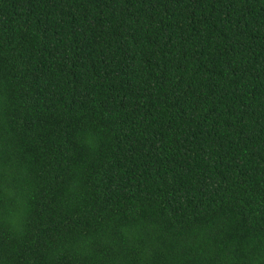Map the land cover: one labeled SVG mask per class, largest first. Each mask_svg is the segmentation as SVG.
Listing matches in <instances>:
<instances>
[{
  "label": "trees",
  "instance_id": "obj_1",
  "mask_svg": "<svg viewBox=\"0 0 264 264\" xmlns=\"http://www.w3.org/2000/svg\"><path fill=\"white\" fill-rule=\"evenodd\" d=\"M5 187L0 264H264V0H0Z\"/></svg>",
  "mask_w": 264,
  "mask_h": 264
},
{
  "label": "clouds",
  "instance_id": "obj_2",
  "mask_svg": "<svg viewBox=\"0 0 264 264\" xmlns=\"http://www.w3.org/2000/svg\"><path fill=\"white\" fill-rule=\"evenodd\" d=\"M0 195L12 202V207L8 209L4 217V223L7 226L9 239H15L22 235L24 230V218L28 210L25 195L22 191H13L7 187L2 189ZM125 231L129 235H135L137 226L129 225Z\"/></svg>",
  "mask_w": 264,
  "mask_h": 264
}]
</instances>
